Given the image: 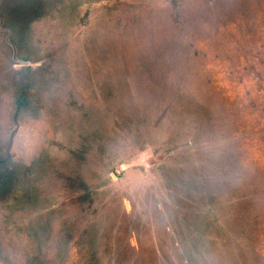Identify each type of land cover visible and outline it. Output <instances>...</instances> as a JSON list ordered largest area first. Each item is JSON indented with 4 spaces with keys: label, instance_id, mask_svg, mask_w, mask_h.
<instances>
[{
    "label": "rangeland",
    "instance_id": "374dc122",
    "mask_svg": "<svg viewBox=\"0 0 264 264\" xmlns=\"http://www.w3.org/2000/svg\"><path fill=\"white\" fill-rule=\"evenodd\" d=\"M0 264H264V0H1Z\"/></svg>",
    "mask_w": 264,
    "mask_h": 264
},
{
    "label": "flooded vegetation",
    "instance_id": "af4514ba",
    "mask_svg": "<svg viewBox=\"0 0 264 264\" xmlns=\"http://www.w3.org/2000/svg\"><path fill=\"white\" fill-rule=\"evenodd\" d=\"M17 64H19V63H17ZM28 70H30V68H28ZM28 70H27V71H28Z\"/></svg>",
    "mask_w": 264,
    "mask_h": 264
},
{
    "label": "water",
    "instance_id": "95a60500",
    "mask_svg": "<svg viewBox=\"0 0 264 264\" xmlns=\"http://www.w3.org/2000/svg\"><path fill=\"white\" fill-rule=\"evenodd\" d=\"M0 3H1V0H0ZM12 46V45H11ZM30 70H28V72H29Z\"/></svg>",
    "mask_w": 264,
    "mask_h": 264
},
{
    "label": "trees",
    "instance_id": "16d2710c",
    "mask_svg": "<svg viewBox=\"0 0 264 264\" xmlns=\"http://www.w3.org/2000/svg\"><path fill=\"white\" fill-rule=\"evenodd\" d=\"M18 104H19V101H18ZM19 108V107H18Z\"/></svg>",
    "mask_w": 264,
    "mask_h": 264
}]
</instances>
